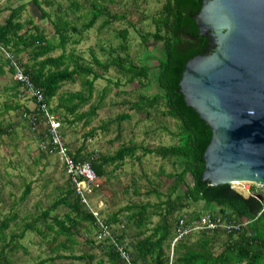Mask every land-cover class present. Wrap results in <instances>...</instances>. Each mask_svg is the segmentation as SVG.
Instances as JSON below:
<instances>
[{"label":"trees","instance_id":"trees-1","mask_svg":"<svg viewBox=\"0 0 264 264\" xmlns=\"http://www.w3.org/2000/svg\"><path fill=\"white\" fill-rule=\"evenodd\" d=\"M106 1L112 2L92 0L88 14L76 16L72 13L71 17L67 10L72 12L79 6L69 1L66 10L61 13L55 11L56 13L50 17L49 13L42 9L43 6H50L49 0H31L39 12V18L46 19L51 27V33L48 35L38 29L31 19H21V12L25 8L23 4L14 8L4 6L1 10L7 9L8 14L0 23V47L16 59L30 83L41 91L49 113L58 114L57 119L62 126L73 127L79 123L85 128L90 125L91 119L107 94V88L104 87L98 95V100L90 104L93 84L101 79L102 73L109 68L123 78L126 84L135 82L139 89H144L149 81L154 83V93H138L136 101L128 108L136 113H142L148 122H155L159 134L169 137V144L147 147L129 141L127 144L122 143L112 155L84 151L82 145L74 151H69L74 161L88 163L99 181L110 180L112 176L110 173L123 169L126 160H135L140 164L141 158L136 156L137 152H140L141 157L150 155L165 160L176 169L164 176L167 181L170 180L165 193L157 190L159 183L141 193L146 198L153 196L156 199L155 203L130 204L109 214H102L99 211V219L109 228L117 244L125 245L123 250L133 264H264V194L253 192L252 187V193L242 196L230 189L229 184L212 186L201 180L204 167L202 155L210 141L211 131L195 111L185 104L178 91V82L187 60L204 54L208 48L207 37L198 33L192 18L201 8L202 0L163 1L159 11L151 18L153 31L141 36L143 42L149 37L161 46V56L154 68L146 64H134L128 60L125 53L127 34L125 28L113 35L122 43L118 44L117 48L124 53L123 56L121 53L112 56L115 49H110L107 59L100 61L92 49H89L91 60L84 63L76 52V46L83 40L82 34L92 28L99 16L107 17L101 27L113 21L125 20L123 13L119 16L109 15L104 7ZM78 21L80 25L76 26ZM22 54L25 55L24 63L19 59ZM1 59L2 57L0 78L7 73L10 74L9 69H6V62ZM94 67H97L99 72L94 71ZM77 80L80 86L78 90L63 89L65 85L75 84ZM114 85L117 86V83ZM18 91V86L14 82L4 85L1 89V96H4V99L0 102V144L3 143L2 138L11 139L14 134L13 128L16 123L5 119L8 113H13L17 117L16 122L23 124L35 140L42 138L46 131L43 117L39 114H35L31 129L29 116L34 110L27 109L23 102L30 101L20 98ZM84 106L88 108L84 110ZM129 119L128 112L117 114L113 119L101 123L100 130H107L110 124L116 123L114 138L118 140L121 122ZM164 119L172 121L171 129L162 123ZM62 126L61 133L64 139ZM92 131L93 129H89L85 136H91ZM65 144L67 146V143ZM37 153L39 157H54L52 153L38 149ZM108 167L112 169L108 171ZM65 181L67 186L59 197L30 223H24L18 234L10 233L7 239L3 235V231L9 228L10 223L15 222L17 214L10 210L0 219V264H12L9 256L18 250L27 252L19 244V240L25 233L35 232L42 235L37 227L41 221L45 222V230L50 231L54 237H63L66 244H58L60 248H67L73 244V235L81 224H86L97 231L94 218L79 203L66 178ZM29 192V184H26L21 199ZM133 193H136L135 189ZM196 203H202L205 210H208L204 212L205 215H214L210 209H217L215 215L222 221L234 223L237 228L201 231L184 237L172 245L170 260L165 252L170 249L174 237V227L170 218L175 212ZM58 207L65 208V212L61 216L55 214L50 217L47 223L50 213ZM182 216L184 214L177 216L173 225ZM185 216L195 218L200 214ZM154 217L156 221L152 223ZM120 219H123L124 224H121ZM86 242L90 249L94 248L99 252L97 256V253L56 255L41 259L36 264H44L55 259L80 261L83 264H125L108 238L94 237L93 240L86 238ZM218 243L220 247L216 251L214 249Z\"/></svg>","mask_w":264,"mask_h":264},{"label":"rangeland","instance_id":"rangeland-1","mask_svg":"<svg viewBox=\"0 0 264 264\" xmlns=\"http://www.w3.org/2000/svg\"><path fill=\"white\" fill-rule=\"evenodd\" d=\"M49 1L51 2L50 6H43L42 9L46 13H49L50 17H52L53 13H56L55 11L61 13L66 10L69 1L75 2L79 7L72 12H68L67 10V13L70 14L68 15L71 17L73 13L76 16H84L89 13V5L92 2V0ZM163 1L112 0L111 3L106 1L104 3L106 12L109 15L114 14L118 16L123 13L125 20L113 21L101 27L107 17L99 16L92 28L87 30L85 34H82L83 40L76 46V52L79 53L84 63L91 60L89 49H92L93 54L100 61L107 59L110 49H115V52L111 54L112 56L118 53H121V56H123L124 53L120 52L117 48L121 42L113 35L118 30L125 28L127 33L125 53L128 60L134 64H146L150 68H154L157 59L161 56V46L149 37H145L146 39L143 42L141 36H146V34L153 31L151 18L159 11ZM18 4L25 5L24 11L20 15L22 20L29 18L46 35L51 33L50 25L46 22V19L39 18V12L31 3V0H0V23L8 14L7 11L1 9L4 6L14 8ZM100 8L102 7L100 6ZM79 25L80 22L78 21L76 26ZM24 58L25 55L22 54L19 58L21 63H24ZM93 69L99 72L97 67ZM102 75V78L96 80L93 84V96L90 104L98 100V95L104 87L107 88V94L102 99L100 108L96 110L95 116L91 119L90 125L85 128H82V125L79 123L73 127L61 125L63 131H65L64 142L69 145L70 150L74 151L82 145L85 151L112 155L122 143L127 144L129 141L147 147H155L158 144H169V137L165 134H159L155 122H148L142 113H136L128 108L132 102L136 101L138 93H154V83L149 81V84L144 89H139L135 82L126 84L124 79L120 78L111 68L102 73ZM11 83H13V80L8 73L0 78V102L4 99V96H1L2 87ZM114 83H117V86ZM79 88L77 80L75 84L65 85L63 89L74 91ZM87 108L88 106H84L83 109L86 110ZM123 112H128L130 119L121 122L120 138L118 140L114 138L116 135V123L110 124L107 130H100L101 123L111 120L117 114ZM54 115L57 116L58 114ZM5 119L15 121L16 123L13 128L14 134L11 136L12 138L4 137L2 138L3 143L0 144V219L6 216L10 210L17 214L15 222L13 224L10 223L9 228L3 231V235L7 239L10 233L18 234L24 223H30L54 199L58 198L67 184L56 157H39L37 153V140L33 139L23 124L16 122L17 117L13 113H8V115H5ZM162 123L166 127L172 128V121L170 119H164ZM89 129H93V131L92 135L87 137L85 134ZM136 156L141 158L140 164L135 160H126L122 167L123 169L111 172L112 176L110 180L103 181L99 185L100 190H96L91 197L92 200L89 201L93 209L97 211L100 209L102 214H109L130 204L155 203L156 199L153 196L146 198L141 193L149 190L150 187H155L156 183H159L157 187L159 192H166V187L170 184V180L167 181L164 176L170 172H174L176 169L167 161L161 160L158 157L150 155L141 157L140 152H137ZM111 169L112 167L107 168L108 171ZM26 184H29L30 192L21 199ZM239 184L237 186L229 184V187L242 196L252 193V187H254L253 192L264 194V186H257L246 182ZM133 189H135L136 193H133ZM216 210L215 208L210 209L214 215L217 214ZM205 211L208 210H205L202 203L189 204L184 209L175 212L170 221L174 227L173 221L177 216L183 214L189 216L193 214L205 215ZM64 212L65 208L58 207L50 213L47 223L50 221V217L55 214L61 216ZM120 221L121 224H124L123 219H120ZM155 221L156 218H152V223ZM44 225L45 222L43 221L37 224L42 235H38L35 232L25 233L24 237L19 240V244L27 252L23 253L22 250H18L16 253L11 254L9 258L12 264H36L41 259L56 255L89 253H97L96 256L98 255L99 252L96 249H90L89 245L85 244L87 243L86 238L93 240L95 237L97 239V231L95 232L92 227L81 224L73 235V244L67 248H60L57 245L65 243L63 237H54L50 231L45 230ZM222 238H220V241ZM121 246L125 248L124 244ZM219 247L220 244L218 243L214 250L217 251ZM165 252L171 260L172 253L170 254V249ZM44 264H83V262L55 259Z\"/></svg>","mask_w":264,"mask_h":264},{"label":"water","instance_id":"water-1","mask_svg":"<svg viewBox=\"0 0 264 264\" xmlns=\"http://www.w3.org/2000/svg\"><path fill=\"white\" fill-rule=\"evenodd\" d=\"M192 18L208 48L178 91L211 131L201 180L264 186V0H202Z\"/></svg>","mask_w":264,"mask_h":264},{"label":"built area","instance_id":"built-area-1","mask_svg":"<svg viewBox=\"0 0 264 264\" xmlns=\"http://www.w3.org/2000/svg\"><path fill=\"white\" fill-rule=\"evenodd\" d=\"M0 53L3 61L6 62V69H9L13 82L18 86V96L22 99L29 100L33 105L30 111L34 110V113H31L29 116V119L31 118V129H33L35 114H39L43 117V124L46 131L44 132V136L37 140V149L50 152L56 157L74 195L85 210L94 218L97 226V239L108 238L119 253L121 260L125 264H133L130 262L129 256L123 250L124 247L117 244L109 228L99 219L100 216L98 211L90 206L89 196L99 187L98 177L94 174L88 163L77 162L71 158L62 137L61 123L56 115L49 113L41 91L30 83L19 66V63L9 52L0 47ZM235 228H237V226L234 223L222 221L217 215H200L195 218L184 215L179 217L175 222L174 237L170 244V253L172 245L175 242L191 234L214 229L229 230Z\"/></svg>","mask_w":264,"mask_h":264},{"label":"crops","instance_id":"crops-1","mask_svg":"<svg viewBox=\"0 0 264 264\" xmlns=\"http://www.w3.org/2000/svg\"><path fill=\"white\" fill-rule=\"evenodd\" d=\"M19 5V4H18ZM17 5V6H18ZM5 11H7L8 12V10L6 9ZM24 104H25V106L27 107V109H31L32 107H33V105H32V103H30V102H23ZM64 134H65V131H64ZM69 145H67V147H68ZM69 148V147H68ZM69 150H70V148H69ZM71 151V150H70ZM85 151V150H84ZM102 182H103V180L101 179L100 181H98V184L100 185V183L102 184ZM97 190H100V187L97 189ZM96 191H94V192H92V194L89 196V198H90V201L92 200L91 199V197L93 196V194L95 193ZM103 205V204H102ZM95 208V207H94ZM100 208V207H99ZM100 211V209L98 210V212ZM121 227V226H120Z\"/></svg>","mask_w":264,"mask_h":264},{"label":"bare ground","instance_id":"bare-ground-1","mask_svg":"<svg viewBox=\"0 0 264 264\" xmlns=\"http://www.w3.org/2000/svg\"><path fill=\"white\" fill-rule=\"evenodd\" d=\"M232 185H240L239 182H232Z\"/></svg>","mask_w":264,"mask_h":264}]
</instances>
